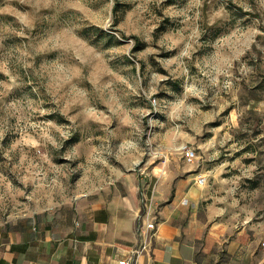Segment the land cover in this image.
<instances>
[{
  "label": "rangeland",
  "instance_id": "obj_1",
  "mask_svg": "<svg viewBox=\"0 0 264 264\" xmlns=\"http://www.w3.org/2000/svg\"><path fill=\"white\" fill-rule=\"evenodd\" d=\"M175 156L264 253V0H0V224Z\"/></svg>",
  "mask_w": 264,
  "mask_h": 264
},
{
  "label": "crops",
  "instance_id": "obj_2",
  "mask_svg": "<svg viewBox=\"0 0 264 264\" xmlns=\"http://www.w3.org/2000/svg\"><path fill=\"white\" fill-rule=\"evenodd\" d=\"M174 158L0 224V264H119L139 243L144 198L152 199L158 227L136 264H264L258 233L210 203L193 163Z\"/></svg>",
  "mask_w": 264,
  "mask_h": 264
},
{
  "label": "built area",
  "instance_id": "obj_3",
  "mask_svg": "<svg viewBox=\"0 0 264 264\" xmlns=\"http://www.w3.org/2000/svg\"><path fill=\"white\" fill-rule=\"evenodd\" d=\"M183 152L185 159L189 162L197 157L196 151L192 147L183 145ZM154 156H158L159 151H152ZM144 172V171H143ZM198 183L200 185L205 183L204 175H198ZM145 212L140 216V222L137 226V232L139 235V243L133 247L128 256L119 260V264H136L138 258L149 249L156 233H157V221L150 211L152 206V199L144 198ZM264 244V243H263Z\"/></svg>",
  "mask_w": 264,
  "mask_h": 264
}]
</instances>
